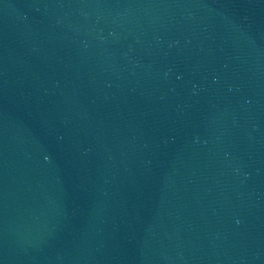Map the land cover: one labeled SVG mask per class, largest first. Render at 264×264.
Wrapping results in <instances>:
<instances>
[{
    "label": "water",
    "instance_id": "95a60500",
    "mask_svg": "<svg viewBox=\"0 0 264 264\" xmlns=\"http://www.w3.org/2000/svg\"><path fill=\"white\" fill-rule=\"evenodd\" d=\"M0 264H264V0H0Z\"/></svg>",
    "mask_w": 264,
    "mask_h": 264
},
{
    "label": "clouds",
    "instance_id": "9594fccd",
    "mask_svg": "<svg viewBox=\"0 0 264 264\" xmlns=\"http://www.w3.org/2000/svg\"><path fill=\"white\" fill-rule=\"evenodd\" d=\"M45 159L47 160V159H48V157L46 156V157H45Z\"/></svg>",
    "mask_w": 264,
    "mask_h": 264
}]
</instances>
